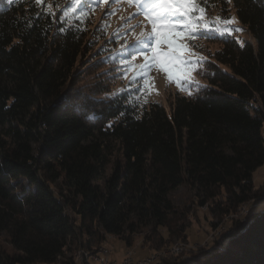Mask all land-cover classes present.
Segmentation results:
<instances>
[{
  "label": "trees",
  "instance_id": "trees-1",
  "mask_svg": "<svg viewBox=\"0 0 264 264\" xmlns=\"http://www.w3.org/2000/svg\"><path fill=\"white\" fill-rule=\"evenodd\" d=\"M232 3L252 39L202 35L221 44L206 84L167 109L97 84L76 89L95 41L88 24L49 15L46 0H0V230L16 250L10 264H78L82 247L110 236L130 245L127 228L143 224L154 226L141 257L184 242L189 225L171 199L183 185L201 183L204 204L222 195L228 213L264 198L254 183L264 165V0ZM226 237L194 263L162 255L154 264H264V210Z\"/></svg>",
  "mask_w": 264,
  "mask_h": 264
},
{
  "label": "rangeland",
  "instance_id": "rangeland-1",
  "mask_svg": "<svg viewBox=\"0 0 264 264\" xmlns=\"http://www.w3.org/2000/svg\"><path fill=\"white\" fill-rule=\"evenodd\" d=\"M46 1L48 4H52V9L62 13L72 3V0ZM197 2L200 3L201 7H205V19L212 20L215 17H220L221 20H224L234 17L235 24L233 27L241 28L243 31H233L230 35L238 38L240 42L252 39V36L238 20L232 0L231 3H226L225 0H208L207 5L202 0H197ZM81 3L84 5H81ZM110 10L111 14H107ZM85 12L87 15L83 16L82 20L89 26V36L95 35V41L89 44L88 51L85 52L79 62L76 89H93L97 84L98 88L100 86L109 88L108 91L112 95L126 94L130 101L139 106L160 102L169 109L176 94L189 95V91L192 94L200 84H206L205 75L208 61L212 60L214 52L221 46L220 43L205 39L200 34L195 39L190 38L189 35L184 36L181 38L182 42L191 50L206 58L191 73L194 81L198 83L181 90V86H178L174 81L169 82L165 72L158 67H153L149 73L152 86L149 90L141 93L139 88L142 80L138 78L133 81L132 79L139 68L129 67L126 61L130 57L126 52L121 51V45L127 47L135 41V36L129 30V26H134L143 21L140 27L135 28V33L138 34L142 30H151V25L145 20V14L135 15L132 18V14L137 12V7H130L127 0H117L116 3H102L99 5L95 4L93 0H80L76 12L74 14L70 13L69 17L65 19L81 18L80 14ZM122 17L128 19H122ZM210 28H213V26L210 25ZM161 49L166 51L167 45L162 44ZM142 62L143 58L137 55V59L133 63L139 65ZM126 72L127 76H125ZM110 172L109 170L108 174ZM96 182L100 186L104 185V179H98ZM254 183L257 189H264V165L254 173ZM201 188V183L194 186L187 184L172 192L171 199L177 207V218H181L180 223L189 225L187 239L183 242L181 239L174 238L172 244L161 250L166 253L159 254V258L163 255L170 258V262L182 260L194 263L196 258L208 256L227 244L229 238L226 237V232L235 222L246 221L252 214L264 210V198H260L248 202L238 208L236 212L228 213L222 195L217 200H209L204 204V195L201 193ZM67 197L72 198V194L68 193ZM218 203L221 204L220 209H217ZM212 206L216 209L215 211L211 210ZM153 226V223L150 225L143 224L140 228H135L134 231L128 227L127 234L129 233V235L126 236L131 237L130 245L124 238L119 239L112 236H110L108 244L114 245L120 252L132 248L136 252V256L141 257L150 250L148 248L149 244L145 243V236L152 230ZM15 253L16 250L10 237L5 231L0 230V261L4 264H10V258Z\"/></svg>",
  "mask_w": 264,
  "mask_h": 264
},
{
  "label": "snow or ice",
  "instance_id": "snow-or-ice-1",
  "mask_svg": "<svg viewBox=\"0 0 264 264\" xmlns=\"http://www.w3.org/2000/svg\"><path fill=\"white\" fill-rule=\"evenodd\" d=\"M97 5L102 3H116L117 0H93ZM207 5L208 0H202ZM226 3H231V0H225ZM12 3V0H9ZM45 0H34L35 5H42ZM130 7H137L135 15L145 14V20L151 25L150 31L142 30L140 33H135V28L140 27V22L134 26H129L135 36L133 44L121 45V51L126 52L130 59L126 61L129 67H137L132 79L136 81L138 78L142 80L139 88L141 93L151 88V77L149 75L153 67H158L167 74L169 82H175L184 88H190L194 83L191 73L200 65L206 58L200 56L191 50L185 43L182 42L184 36L189 35L195 39L198 34L209 35L213 29L222 33H232L233 31H243L238 27H233L235 18L229 17L221 20L220 17H215L212 20L205 19V7H201L197 0H127ZM80 0H72L71 6L63 10L60 17L61 20L69 17L70 13L74 14L77 10V5ZM49 15L55 16L52 11V4L47 5ZM111 14V10L109 13ZM81 18L87 13H81ZM122 19H128L123 18ZM210 25L213 28H210ZM177 29H180L179 31ZM63 30V29H61ZM209 38H214L209 36ZM238 39V38H237ZM166 44L167 50L161 49V45ZM243 46V42H241ZM187 53V55H185ZM137 55L143 58V62L135 65L133 62L137 59ZM127 76V72L125 73ZM191 95V91H189Z\"/></svg>",
  "mask_w": 264,
  "mask_h": 264
},
{
  "label": "built area",
  "instance_id": "built-area-1",
  "mask_svg": "<svg viewBox=\"0 0 264 264\" xmlns=\"http://www.w3.org/2000/svg\"><path fill=\"white\" fill-rule=\"evenodd\" d=\"M99 249H108L109 250V258H95L94 255V264H147L154 263V258L156 254H165L166 252H156L146 257H137L135 251L123 250V252L118 251L114 245L104 244L102 247H98ZM84 252L82 247V257L79 264L84 263Z\"/></svg>",
  "mask_w": 264,
  "mask_h": 264
},
{
  "label": "bare ground",
  "instance_id": "bare-ground-1",
  "mask_svg": "<svg viewBox=\"0 0 264 264\" xmlns=\"http://www.w3.org/2000/svg\"><path fill=\"white\" fill-rule=\"evenodd\" d=\"M180 244H182V243H180ZM102 246L103 245H101L99 247H102ZM83 250H85V252H84V261H86L87 264H94V255L93 254H95V258H109V250L108 249H99V250L94 249V251H92L93 249L92 250L83 249ZM127 250L128 251H134L132 248H128ZM81 257H82V249L77 251V253L75 254V262L79 264V262L81 260ZM158 259H159V254H156V256L154 258V263ZM154 263H147V264H154ZM54 264H56V263H54ZM57 264H60V262H57Z\"/></svg>",
  "mask_w": 264,
  "mask_h": 264
}]
</instances>
